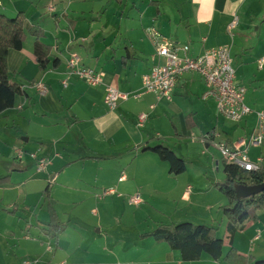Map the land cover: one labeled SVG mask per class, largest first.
<instances>
[{"label": "crops", "instance_id": "crops-1", "mask_svg": "<svg viewBox=\"0 0 264 264\" xmlns=\"http://www.w3.org/2000/svg\"><path fill=\"white\" fill-rule=\"evenodd\" d=\"M11 1L0 0V7L14 16L23 12L42 29L41 42L52 51L45 71L38 69L33 36L28 35L21 51L8 54L10 81L19 84L24 94L17 97L13 109L0 115V179L8 177L0 184V264H226L206 254L199 261L184 262L167 244L140 238L161 224L188 221L217 227L219 218L211 215L228 202L214 184L224 182L223 177L207 179L197 191L191 185L184 190L186 203L200 192L203 197L196 202L209 218H136L133 223L139 228H129L133 235L120 219L66 218L60 206H103L108 199L120 198L118 192L131 182L144 190L160 187L159 175L168 170L144 148L162 142L173 150L172 146H180L181 156L185 143L194 145L197 152L192 155L203 166V178L216 166L220 175L224 167L217 144L232 147L248 138L258 124L257 113L264 112V65L258 64L264 57V20L254 40L245 37L255 20L264 18V0L260 10L254 0H52L46 11L33 0L10 6ZM235 14L241 15L240 25L230 34L227 27ZM150 28L171 43L190 45L193 56L222 46L235 51L237 82L246 87V103L252 109L245 121L220 117L216 103L203 99L205 85L197 74H186L171 100L144 94L137 100H122L116 110L108 109L104 103L108 87L123 94L142 90L143 77L155 63L154 46L147 36ZM73 53L83 66L101 74L100 85L90 87L71 73L68 63ZM56 59L59 67L53 66ZM36 82L48 87L45 96L30 86ZM183 96L190 98L184 101L191 107H183ZM142 114L148 118L140 127ZM208 123L211 129L205 131ZM174 126L184 139L175 138ZM204 136L205 141L198 140ZM154 137L164 140L148 144ZM18 149L26 153L22 160L17 159ZM30 154L48 159L51 165L38 173ZM247 154L251 162L264 166V141ZM49 186L52 205L67 224L57 242L41 232L49 222L43 199ZM111 189L117 194L102 196ZM210 197L214 201L208 202ZM97 207L92 209L95 215ZM151 209L153 216L163 214ZM234 246L242 254L264 259L263 211L257 222L236 235ZM226 247L225 253L227 242Z\"/></svg>", "mask_w": 264, "mask_h": 264}, {"label": "trees", "instance_id": "trees-1", "mask_svg": "<svg viewBox=\"0 0 264 264\" xmlns=\"http://www.w3.org/2000/svg\"><path fill=\"white\" fill-rule=\"evenodd\" d=\"M28 35L35 37L34 55L38 69L45 71L50 64L52 48L41 42L44 32L38 26L31 24L23 12L14 17H9L0 12V115L13 109L18 96L24 94L23 88L16 83H11L8 68V54L10 50L21 51L27 41ZM60 61L53 62L54 67H59ZM175 138L184 139L176 127ZM207 137L198 138L205 141ZM163 138H151L149 143L163 141ZM156 154L159 160L169 165V173L180 176L186 173L187 165L183 158L178 156L173 149L163 142L159 145L144 148ZM225 181L216 183L214 187L227 199V204L219 211L225 216L226 239L219 237V228L207 224H193L181 222L179 224H161L155 230L144 233L141 239L154 238L158 243H165L171 251L178 252L184 262L199 261L202 255H209L215 261L226 264H264V259L258 260L239 252L234 246V240L239 232L244 231L250 223L259 220V212H264V190L257 194L240 198L236 193V186H264V166L257 171H246L236 165L227 163L223 159ZM8 177L0 179V184L7 182ZM44 205L49 214V222L41 228V232L50 240L58 241L59 237L67 230V224L62 222L56 209L52 205V191L49 186L44 193ZM229 250L225 253V244Z\"/></svg>", "mask_w": 264, "mask_h": 264}, {"label": "built area", "instance_id": "built-area-1", "mask_svg": "<svg viewBox=\"0 0 264 264\" xmlns=\"http://www.w3.org/2000/svg\"><path fill=\"white\" fill-rule=\"evenodd\" d=\"M240 18L235 14L227 27L230 34L238 28ZM147 36L154 46L155 63L143 77L142 90L136 94H123L119 90L108 87L104 103L110 110H116L122 100L130 98L140 99L144 94H151L157 100H171L180 80L186 74H197L203 80L205 92L203 99L216 103L218 115L234 123H241L252 113V109L246 103V87L237 82L236 70L233 66L231 49L228 46L212 48L204 51L199 56L191 55V47L188 44L171 43L158 30L150 28ZM259 67L264 65V57L258 61ZM69 70L79 80L90 87H96L102 83V76L94 69L85 67L81 63L78 54L73 53L68 63ZM33 86L41 96H45L48 87L42 82H36ZM66 86V83H64ZM22 109V108H21ZM258 124L252 134L240 140L232 147L224 143L217 144V149L222 158L229 164L236 165L246 171H257L260 165L253 163L248 158V149L257 147L264 141V112L257 113ZM148 116L142 114L139 118V126L143 127ZM25 152L18 149V160L25 157ZM36 163L38 173L43 172L51 162L41 158L37 154H30ZM123 181V178L120 179ZM190 189L188 193H190ZM117 194L115 190L103 192V197ZM143 203L137 195L129 197V204L139 206Z\"/></svg>", "mask_w": 264, "mask_h": 264}, {"label": "rangeland", "instance_id": "rangeland-1", "mask_svg": "<svg viewBox=\"0 0 264 264\" xmlns=\"http://www.w3.org/2000/svg\"><path fill=\"white\" fill-rule=\"evenodd\" d=\"M26 1H31V0H26ZM33 1L35 4L39 6V8L42 11H46L50 7V5L53 4L52 0H33ZM254 1H256L257 3L255 9L260 10L262 7V0H254ZM14 2L21 3L23 2V0H12L8 4H10L11 6V3L13 4ZM0 12L6 14L9 17H14V15L10 12L9 9L6 10L5 8L0 7ZM239 18H241V15H239ZM263 20L264 18L255 20L254 26L251 25L248 34L245 36L247 40L248 39L254 40L256 38L257 28L262 25ZM234 52L235 51H232V57L233 60L235 61L236 56L234 55ZM246 52L247 51H245V53ZM188 99L190 98L184 99L183 96L182 99L183 107L186 108L191 107L188 105L189 101H184ZM207 129H211L209 123L207 126H205V131ZM165 145L170 147L167 143ZM172 147H174V152L181 158L184 157L183 159L186 162L188 170L187 173H184L182 176L180 175L178 177L171 175L169 173V165L165 163L164 165H162L161 168L163 169L166 167L168 173H166L165 176H163V173L159 175L160 187L144 190L142 187L137 186L135 182H131L125 184V189L118 192L121 194V197L115 198L113 202L111 201V199H108L107 203H103V206L99 205L98 207L91 205H83L79 208H74L75 206L70 208L66 206H60L61 213H66L67 214L66 218H69V216H71L70 218H90V219L108 218L114 220L115 222L119 221L120 219L124 222V225L128 229L132 227L133 231L134 230L136 231L139 228L137 223H133V222H137V220H135L136 218H142V219L143 218H181L182 220H184V218H209V216H206V214L203 213L202 207L199 206L200 204L196 202V198L203 197V196H199L200 192L199 193L195 192L191 197V201L189 203H186L185 200L183 199L184 190L186 189V187L191 185L193 188H195V191H197L196 189H200L203 187V185L208 183L207 179H210L209 181L213 182L216 181V179H219L220 177L225 178L222 169H220V173H219L221 175L220 176L218 175L217 166H216L215 169H211V174H209L205 179L202 176L203 166L201 165V162L199 163L197 162V159L199 158H197V156L193 157L195 155H192V153L197 152L194 145L185 143L183 145L184 154L182 156L180 154L182 153L180 146H172ZM210 150H212V148ZM221 166L222 164L219 165V167ZM220 183L223 182L220 181ZM137 195H139L142 198L143 203L139 206L130 205L129 197H133ZM207 201L212 202L214 201V199L210 197ZM96 207L99 211L98 215H95V212H93L94 210L92 211V209L94 208L96 209ZM151 208L160 209L161 211H163V214L161 213L160 216L154 215L155 216L154 217L153 214H151L152 213L151 211H153ZM211 218H219L218 219L219 222L217 224V227L220 228L219 237L226 239L227 220L225 216L218 210L214 215H211ZM196 223L200 224V222H196ZM131 231L132 230L129 229V233L133 235ZM227 248L228 247H226L225 249Z\"/></svg>", "mask_w": 264, "mask_h": 264}, {"label": "water", "instance_id": "water-1", "mask_svg": "<svg viewBox=\"0 0 264 264\" xmlns=\"http://www.w3.org/2000/svg\"><path fill=\"white\" fill-rule=\"evenodd\" d=\"M25 142L28 141V139H24ZM264 190V186H244V185H238L236 186V193L240 198H246L248 196L257 195L261 193Z\"/></svg>", "mask_w": 264, "mask_h": 264}]
</instances>
